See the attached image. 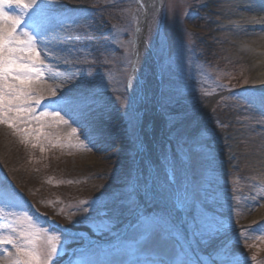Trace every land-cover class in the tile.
<instances>
[{
	"label": "rangeland",
	"instance_id": "obj_1",
	"mask_svg": "<svg viewBox=\"0 0 264 264\" xmlns=\"http://www.w3.org/2000/svg\"><path fill=\"white\" fill-rule=\"evenodd\" d=\"M196 1L157 0L145 31L147 71L157 77L165 153L178 157L191 184L190 211L207 205L220 230L199 238V244L194 240L201 262L173 235L174 228H161L175 243L179 260L212 264L226 245L236 264H264V108L252 102L264 101V88L252 84L247 63L232 67L238 56L217 40L226 20L196 15ZM46 2L64 18V28L48 37L55 53L49 62L61 75L46 83L59 85L58 95L66 97L90 89L93 112L80 119L94 130L91 150L74 147L70 129L48 118L18 123L20 131L0 124V206L7 195L8 211L26 213L43 229L75 230L99 240L84 246L86 241L64 233V251L55 264H158L162 256L168 258L159 248L133 253L144 235L142 217L160 219V210L137 217L110 246L100 244L117 235L138 206V129L128 91L138 1ZM44 95L37 114L52 107L49 94ZM40 124L44 127L37 135ZM25 127L31 134L24 133ZM62 226L63 231L56 228Z\"/></svg>",
	"mask_w": 264,
	"mask_h": 264
},
{
	"label": "snow or ice",
	"instance_id": "obj_2",
	"mask_svg": "<svg viewBox=\"0 0 264 264\" xmlns=\"http://www.w3.org/2000/svg\"><path fill=\"white\" fill-rule=\"evenodd\" d=\"M62 28L64 18L57 15V10L46 0H0V124H7L20 131L18 123L27 125L29 121L35 120L39 123L48 118L51 122L70 129L67 135L74 136L77 140L74 147L91 150L89 144L94 130L82 126L80 119L82 117L86 120L93 112L95 101L90 89L85 86L78 95L66 97L62 93L58 95L59 85L46 83L61 75L49 62L55 57V53L49 47L51 39L48 37ZM45 92L49 94L52 107H44L37 114V109L42 107L45 100ZM43 127L44 124H40L35 130L37 135L42 132ZM23 131L31 134L28 127ZM10 207L6 195L3 205L0 206V247L3 248L7 264H55L57 257L64 251V233L57 234L43 229L26 213L8 211ZM87 211L84 208V212ZM210 212L211 209L204 205L198 207L195 214H191L189 226L192 238L197 244L200 242L199 238H211L214 232L219 233L220 229L216 227L217 222ZM142 220L144 235L135 242L133 254L140 255L146 247L152 246L159 248L168 257L165 259L162 256L158 264H199L197 259L176 258L175 243L166 239L165 231L161 228L167 221L154 217H142ZM9 245L11 250L7 247ZM188 247L195 251L191 244ZM181 249L183 250V245ZM69 264H73V261L70 260ZM114 264L131 262L120 260ZM144 264L157 262L145 261ZM212 264L236 262L226 245H221L219 260L213 258Z\"/></svg>",
	"mask_w": 264,
	"mask_h": 264
},
{
	"label": "bare ground",
	"instance_id": "obj_3",
	"mask_svg": "<svg viewBox=\"0 0 264 264\" xmlns=\"http://www.w3.org/2000/svg\"><path fill=\"white\" fill-rule=\"evenodd\" d=\"M157 3V0H140L138 3L136 54L128 85L138 123L134 189L140 206L135 214L140 217L160 210L163 215L159 218H164L165 225L174 228L173 235L187 247L191 244L195 251L189 249L190 252L202 262L191 228L185 222L192 214L191 184L178 157L165 153L164 140L167 137L165 133L160 135L162 121L157 106L158 88L154 87L157 77L147 71L145 31ZM193 7L197 8L196 15L200 17L213 15L226 20L227 26L217 36L218 43L238 56L232 67L240 69L247 63L252 84L264 88V0H198ZM252 102L264 108L261 98ZM210 107L211 104L206 110ZM177 166L179 170H176ZM0 264H7L2 247Z\"/></svg>",
	"mask_w": 264,
	"mask_h": 264
},
{
	"label": "water",
	"instance_id": "obj_4",
	"mask_svg": "<svg viewBox=\"0 0 264 264\" xmlns=\"http://www.w3.org/2000/svg\"><path fill=\"white\" fill-rule=\"evenodd\" d=\"M138 1V3H139V1L140 0H137ZM137 29V28H136ZM136 42H137V40H136V37L134 38V54H133V56H134V58H135V54H136ZM134 58H133V62H132V65H131V69H133V65H134ZM128 85H129V83H128Z\"/></svg>",
	"mask_w": 264,
	"mask_h": 264
}]
</instances>
